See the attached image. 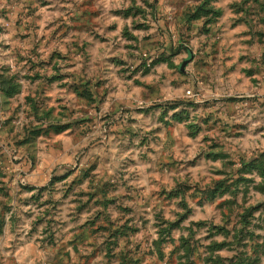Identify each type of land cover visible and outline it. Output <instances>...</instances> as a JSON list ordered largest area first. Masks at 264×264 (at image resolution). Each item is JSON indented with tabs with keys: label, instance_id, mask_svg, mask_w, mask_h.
<instances>
[{
	"label": "rangeland",
	"instance_id": "1",
	"mask_svg": "<svg viewBox=\"0 0 264 264\" xmlns=\"http://www.w3.org/2000/svg\"><path fill=\"white\" fill-rule=\"evenodd\" d=\"M186 3L0 0V264H264V0Z\"/></svg>",
	"mask_w": 264,
	"mask_h": 264
},
{
	"label": "clouds",
	"instance_id": "2",
	"mask_svg": "<svg viewBox=\"0 0 264 264\" xmlns=\"http://www.w3.org/2000/svg\"><path fill=\"white\" fill-rule=\"evenodd\" d=\"M250 2H251V0H250ZM137 3H140V0H137ZM192 3H193V0H187V3H186V5H185V7H188L189 5H192ZM141 6H143V5H141ZM168 11H169L170 13H172L174 10L169 9ZM228 15H229V16L233 15V13L231 12V10H229ZM164 19L172 20L173 24H176L177 27H179V25L183 22L182 19H181L180 17H176V19L173 20L172 15H169V16H167V17H164ZM248 19H249L252 23H255V21L252 20L251 17H249ZM170 27H171V25H169V28H170ZM167 33H168V28H165V34L167 35Z\"/></svg>",
	"mask_w": 264,
	"mask_h": 264
}]
</instances>
